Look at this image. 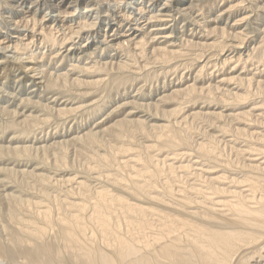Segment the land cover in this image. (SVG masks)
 I'll return each mask as SVG.
<instances>
[{
    "label": "bare ground",
    "instance_id": "obj_1",
    "mask_svg": "<svg viewBox=\"0 0 264 264\" xmlns=\"http://www.w3.org/2000/svg\"><path fill=\"white\" fill-rule=\"evenodd\" d=\"M131 1L0 0V264H264V0Z\"/></svg>",
    "mask_w": 264,
    "mask_h": 264
},
{
    "label": "rangeland",
    "instance_id": "obj_2",
    "mask_svg": "<svg viewBox=\"0 0 264 264\" xmlns=\"http://www.w3.org/2000/svg\"><path fill=\"white\" fill-rule=\"evenodd\" d=\"M119 3V4H118ZM117 4H116V6L113 4V3H110V5L112 6V7H115V8H112V13L114 12H116L117 10H122V8H124L125 6L127 7V8H129V9H131L132 11H134V10H136L138 7V5L139 4H141V6H144V7H146V9H150L149 11H154L155 12V14H157V15H159L158 17L160 18V15H162L163 13H164V9H165V6H167L168 4H165L164 2V4L165 5H160V6H158V7H156V8H154L153 6H151V3H148V2H145L144 0H140L138 3L137 2H134V1H131V2H118ZM162 3V4H163ZM109 5V6H110ZM110 6V7H111ZM88 9H89V12H88ZM102 9H103V5H102V7H100V11L99 12H103L102 11ZM21 10V11H20ZM36 10V8H34L33 6H28V5H23L22 6V8H19L18 10H17V12H18V14L20 13V14H25L26 16H29V13H31V12H33V11H35ZM27 11H30V12H27ZM37 13H35L36 14V18H38V19H40V18H42V17H45V19L43 20V23H45V22H47V21H49V19H56L57 18V20L58 19H60V18H64V22L65 21H67V22H72L73 24H75V23H77L78 21H76V20H78V17H84V16H86V15H89L88 17H90V15H93V17H92V19L94 18V16H95V18L96 17H100L99 19H104L105 21H104V25H102V26H100L99 27V24H97L96 25V27H98V28H100V30L102 31V32H100V34H99V36L101 37V33H102V35H103V33H107V36H109V35H112L113 33H111L110 31H109V29H108V27H105V24L106 23H108V21H107V19H109V15H106V14H104V13H97V15H95V13H94V8L92 9V8H87V9H83V7H81V8H79V9H77V11L74 13V15L71 17V18H68L67 16H65L64 17V15H59L58 14V12H50V11H36ZM98 12V11H97ZM3 14H2V17H3V20L5 21V22H7V23H9L10 21H11V13H13V12H10L9 14L7 13V11L4 9L3 10V12H2ZM28 15H27V14ZM129 13H132L131 11L129 12ZM19 14V15H20ZM136 14V15H135ZM213 15V16H212ZM217 16V14H209V16H211V18L213 19L215 16ZM42 16V17H41ZM120 17H121V15H117L116 14V18H114V20L116 19V21L117 20H119L120 19ZM131 18H134V19H139L140 18V16H137V12H135L134 14H132V17ZM211 18H210V20H211ZM141 23V24H140ZM144 22V19H141V20H138L137 21V24L138 25H141V26H143L144 28H143V30L144 29H147V27H148V25H149V23H145ZM114 25L115 24V21H114V23L113 22H110V25ZM134 24H135V22H132V23H130V27H131V29H133L134 28ZM172 25V22H169L168 24H167V27H169V26H171ZM182 25H180V27H181ZM185 29V28H184ZM183 29V30H184ZM190 29H193L192 27L190 28ZM2 30V31H1ZM123 30L124 31H126L127 29H125V28H123ZM198 31H199V29H197ZM25 29H22V28H20V29H15L13 26H9V27H7V28H5L4 27V25L2 24V23H0V38H1V36L3 37V36H5L8 40H6L5 42H8L9 41V43L8 44H10V47L8 48V49H6V50H0V55L3 53L6 57H8V58H10V57H13L14 55H16L15 54V52H14V50L12 49L13 48V43L15 44V42L16 41H21V40H23V39H21L22 38V34H26L25 33ZM133 30H131V32H132ZM130 32V33H131ZM127 34V33H126ZM16 40V41H15ZM24 40H25V38H24ZM91 40H93V39H89L88 40V42H85L86 44L87 43H90L91 42ZM78 40L76 39L75 40V43L77 42ZM96 41V40H95ZM162 40H160V42H161ZM23 42V41H22ZM12 43V44H11ZM24 43V42H23ZM39 48H40V46H39ZM39 50V49H38ZM32 51H35V47L32 49ZM43 51V50H42ZM46 51V50H45ZM34 53H38V51H36V52H34ZM114 54V53H113ZM22 58H26V56L24 57V56H22ZM67 69V68H66ZM17 85V83L14 85V87ZM12 85H10V87H11ZM30 86L28 85L26 88H29ZM22 88H20V90H21ZM7 90V92H12L11 91V89H6ZM9 90V91H8ZM18 88H17V90H16V92H18ZM26 92H28L29 93V89L26 91ZM17 96H19L17 99H19V98H25V96H23V95H20V94H18ZM33 100H35V99H33ZM3 105V103H1V100H0V106H2ZM114 107H112V108H110L109 110H112ZM101 114H103V113H101ZM112 117V116H111ZM102 118V117H101ZM100 118V120H98V121H103L104 119H105V116H103V118L101 119ZM116 120V119H115ZM68 126H73V125H68ZM48 134L50 135V134H53V132H51V130H49L48 131ZM5 136V137H4ZM3 136V138H7V136L8 135H4ZM8 138H9V136H8ZM0 167H4V165H2V164H0ZM9 168L11 167V166H8Z\"/></svg>",
    "mask_w": 264,
    "mask_h": 264
}]
</instances>
